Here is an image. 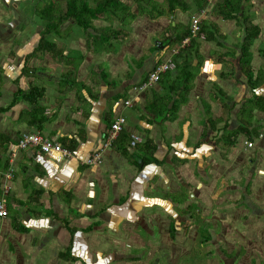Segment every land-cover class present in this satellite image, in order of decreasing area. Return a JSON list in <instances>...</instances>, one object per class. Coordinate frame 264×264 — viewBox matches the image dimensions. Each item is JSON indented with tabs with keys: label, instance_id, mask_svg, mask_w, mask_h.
<instances>
[{
	"label": "crops",
	"instance_id": "crops-1",
	"mask_svg": "<svg viewBox=\"0 0 264 264\" xmlns=\"http://www.w3.org/2000/svg\"><path fill=\"white\" fill-rule=\"evenodd\" d=\"M21 1L0 0V12L4 11L2 6L18 10ZM215 3L209 0L207 11ZM248 3L250 8L252 4L251 12H256L253 0L245 2L242 7H247ZM19 13L21 14L20 11ZM262 15L264 17V13ZM14 17V23H17L19 15ZM215 17L218 16L210 14L207 19L219 27L214 21ZM240 19L242 20L241 17ZM244 19L258 27V35L251 45L258 50L254 54V48L250 49L251 65L255 61L254 55L259 57L256 67L252 65L256 71L258 67H264V19ZM223 20L228 24L235 22L232 19ZM2 21L0 20V134L6 141L0 143V197L4 200L7 215L0 216V264L145 262L144 256L149 257L150 254L149 246L157 241L151 242L146 237L153 232L150 230L162 228V220H168V215L171 218L169 226L171 220L177 223L173 214L182 213L184 209L182 203L173 202L167 194L184 189L187 199L192 201L189 204L197 203L200 195L207 191L210 178L228 181L229 169L233 165H242V161L237 156H232V152L227 156V162H219L216 152L220 150L215 149L212 133L210 136L200 135L205 118L201 99H209V91L214 82L236 101L250 95L238 65L240 49L236 44L242 36V30L239 28L235 35L228 37L232 26L227 25L228 29L224 31L218 28V41L200 40L198 51L204 61L188 93L187 101L180 106L175 119L163 120L152 111L145 110L147 94L151 95L152 90L157 91L159 84L155 82L143 90L138 87L157 61L171 57V49L162 57L157 52H153L155 55L148 53L147 56L154 55L149 69L138 72L136 70L140 68V62L135 64L134 70H130L133 66L127 60L130 46L124 45L121 38L111 40L112 51L95 53L86 50L83 39H76V46H72V42L67 45L65 40L72 34L65 38L56 37L63 55L83 54L80 65L73 68L58 61L61 60L60 57H54L47 51L30 56L40 37V31L31 30V34L27 32L19 37L15 26L7 29ZM35 26L39 28L37 24ZM232 38L237 39L233 41ZM205 42L213 43V46L220 42L218 46L221 49L213 47V50L208 51L207 58L201 52L202 46L207 44ZM225 46H229L230 51L220 58L221 52L229 50ZM233 48L231 56L229 53ZM152 51L153 49H148L147 52ZM105 54L112 56V60L115 59L116 62L123 60L124 68L129 71H122L108 79V73L102 70V82L93 83L85 74L95 68L87 63L90 58L101 59ZM47 57L52 61L47 60ZM231 69L234 73L228 76ZM67 71L71 75L65 82L63 73ZM234 77H243L242 85ZM32 87L42 88L43 93L36 99H29L20 93H29ZM256 92L264 96V84ZM220 100L218 98L212 103L213 117L221 115V110L217 111L219 109L216 107ZM125 101L130 104L126 105ZM241 102L242 100L233 107V115L230 116L233 119L227 118L228 128L235 126L234 118ZM255 115L260 126L256 132L261 130L262 133L264 111L257 110ZM117 116H124L126 121L111 146L105 148L103 161L93 165L86 164L87 157L101 148L106 130ZM195 120L199 122L196 123ZM223 123L224 120L216 128L220 129ZM232 123L234 124L230 126ZM31 131H39L62 146L69 147L73 156L65 157L55 151L44 153L32 146L19 149L18 138L22 133ZM131 134L141 137V141L133 147L129 145ZM126 135L127 138H123ZM238 137H242V134ZM200 138L203 141L201 145L198 144ZM122 146L131 156L122 153ZM12 152L15 153L13 158ZM252 156L255 158L252 170L254 178L257 183H264V141L257 144ZM214 161L224 167L226 178L222 179V175L216 172L212 166ZM226 163L227 167L224 166ZM8 166L13 168V175L6 182L10 186L8 193L2 194V173ZM247 177L245 187L249 183ZM260 194L264 200V193ZM247 207L257 212V215L259 212L264 215V201ZM195 210L199 212V207ZM194 225L196 224L193 223ZM159 235L163 236L160 240L167 239L163 231ZM258 245L259 249L255 248L254 251L261 253L264 245ZM257 255L259 256L258 253ZM261 256L264 258V255ZM261 256L259 264L264 263ZM242 260H246L244 264H253L248 255L242 256Z\"/></svg>",
	"mask_w": 264,
	"mask_h": 264
},
{
	"label": "rangeland",
	"instance_id": "rangeland-1",
	"mask_svg": "<svg viewBox=\"0 0 264 264\" xmlns=\"http://www.w3.org/2000/svg\"><path fill=\"white\" fill-rule=\"evenodd\" d=\"M33 1L35 0H22L18 6V10L11 7L6 8V6H2L4 11L0 12V20H4L2 22H4V25H7V29L10 26H15V29H17L19 32V37H23L27 32L31 34V30H39L41 33L44 29L42 26L41 16L34 14L32 11L33 4L31 3H34ZM125 1H127L133 9H135L132 0ZM88 2L92 4L94 0H88ZM213 2H219V0H213ZM253 2L256 12H251L252 4L251 8L249 3L246 4L247 7H242V14L240 15L242 20L247 17L249 20L264 19L262 15V13H264V2L260 0H253ZM40 4L43 5V2ZM19 11L22 15L19 13ZM210 13V10L207 11L204 9V13L202 14L201 12H196L195 9L191 8L185 12L176 10L172 17H158L153 20L141 15L127 25L118 24L119 27H123L124 31L117 38L123 39L124 45L127 47L130 46L129 51H127L130 53V56H128L127 60L129 59L131 61L130 63H133V66H131L130 70H134L135 64L138 62H140V68H138L136 71L141 72L142 70L149 69L151 61L156 54L153 52L159 53V55L162 57L168 52V49H171V47L165 43L163 37L167 30L170 29L172 22L178 25V28L175 30L178 32L182 29V27L190 23L192 18L198 17V15H200V20H203L207 18V16H210L208 15ZM17 14L19 15V19L17 23H14V16ZM108 21L113 23L115 20L111 19ZM214 21L218 23V28H220L222 31L226 30V28L228 29L227 25H229V27L232 26L231 30L232 28L233 30L228 32V37L235 35L239 28L243 30V27L237 25L235 22H229L228 24V22L223 20L221 17H215ZM34 24H37L39 28ZM93 24L95 26H99L108 24V22L94 20ZM114 24L116 23L114 22ZM72 27L73 33L70 38L68 37L65 40V43L68 45L70 42H72V46H76V39L81 41V39L84 40L85 38L83 35V29L80 26L73 23ZM125 35L127 38H123ZM232 39L235 41L237 38ZM226 40L229 41V39ZM205 43L207 44L202 46L203 50L201 52L203 55L207 56V58H209L208 51L213 50V47L221 49L218 44H215L217 46L216 47L215 45L213 46V43ZM155 46L159 48L154 49ZM252 47L254 48V46H251V50H253ZM148 49L154 50L152 52H147ZM257 50V47L254 48V54L257 52ZM148 53H153L154 55L150 54L147 56ZM254 57L255 61L252 65L253 67H256L257 62H259V57L258 55H254ZM99 58L100 57L90 58V61L87 63L91 64L92 68H95L88 71L89 73L85 74V76L93 83L102 82L100 76V71L102 70L108 73V79H111L113 75L119 74L122 71H129L128 69L124 68L125 65L123 63L125 62L123 60L121 61L122 63L116 62L115 59L112 60V56H109V54H105L101 59ZM47 60L52 61V59L49 57H47ZM58 61L64 62L62 59H59ZM94 64H97L98 66L95 67ZM234 80H238L242 85L243 77H239L238 79L234 77ZM233 87L236 88L235 86ZM189 98L191 99V95ZM241 100L242 99H240V101ZM240 101L235 100L234 103H238ZM219 103L216 105V107L219 109L217 111L221 110L220 116L226 120H228L227 118L233 119V117H230L233 115V108H231L230 105L231 103L227 106H225L222 102L220 103L221 105H219ZM229 108H231V110H229ZM255 117L256 115L254 118ZM195 122L198 123L199 120H195ZM233 124L234 123L230 124V126ZM258 126V121L255 120L253 127H255L257 130ZM258 132L259 131H257V135L253 137V141H251L252 144H249V142L245 143L246 137L244 135L242 137H238L236 144L232 147L223 146L225 145L224 143L222 145L221 142L218 143L213 140L215 142V149L220 150L218 153L215 151L216 156L219 159L218 161L227 162V156H229V154L232 152V156L235 155L239 158V161H242V165L240 166L241 168L235 167L233 165L228 171V173H230V179L225 182H222L221 179L215 181L214 178H210L209 181L211 183L207 186V191L200 195L197 203L194 202L195 209L199 207V212L195 210V214H193L189 210H184L182 213L173 214V216H175L177 219V223H175V221L173 222V225L175 226L173 237L169 233V221L171 219L170 215H168V220H162V228L150 230L153 232H150L146 237L149 238L151 242L154 240L157 241L154 245L151 243L152 246H149V257L144 256L143 253L141 254L145 257L142 258L146 260L145 262H140L141 264H244L246 260H242V256L245 255L250 256L251 262L253 261V264H259V256L264 255V250L261 253L254 250L255 248L256 250L259 249L258 244L264 245V215L260 212L257 215V212H254L253 209L251 210L247 207H252V205L255 203L264 201L260 194L264 193V183L263 181H259V183H257L254 178V171H252L254 170L255 165V158L252 156V153L255 151V147L257 148V144H261L264 141V138H262L264 136L263 130L262 133L261 130L259 134ZM169 142H171V140H169ZM104 150L102 152L101 162L104 159ZM214 162L215 164L212 166H214L216 172L222 175V179L226 178L224 167H222L219 162ZM228 163L231 164V162ZM228 163H226L224 166L227 167ZM191 171H188V173ZM246 177L247 179L249 178V183H247V186L245 187ZM257 193L260 197L257 195ZM190 201L191 200L189 199L185 200L182 203V208L186 209V205L192 202ZM193 223L196 225L193 226ZM203 226L207 229L205 234L209 236L208 240L202 239ZM162 231L167 237V239H164V241L160 240L163 237L162 235H159L162 234ZM246 240L252 243H249ZM248 253H250V255ZM261 258L263 257L261 256ZM261 264L264 263L262 262Z\"/></svg>",
	"mask_w": 264,
	"mask_h": 264
},
{
	"label": "trees",
	"instance_id": "trees-1",
	"mask_svg": "<svg viewBox=\"0 0 264 264\" xmlns=\"http://www.w3.org/2000/svg\"><path fill=\"white\" fill-rule=\"evenodd\" d=\"M132 1L135 9L125 0H94L92 4H90L88 0H35L32 11L34 14L41 16L44 29L40 33L37 44L33 47L30 56L47 51L50 52L52 56L54 55V57H60L71 67L77 68L84 58L83 54L68 53L65 56L63 55V49L55 40L56 37L57 39L65 38L69 34H72L73 23L83 29L87 51L108 53L113 50L111 40L119 37L124 31L123 27H119L118 24L127 25L141 15L154 20L158 17H171L176 10L185 12L193 8L197 12H200L203 9L207 10L206 6H208L209 2V0ZM42 2L43 5L40 4ZM245 2H249V0H222L221 2L213 4L209 9L211 12L210 14L223 19H232L237 24L240 23V26L242 25L243 27V30L241 29L242 36L236 44L240 49L238 65L245 77L246 87L250 90V95L243 97L242 102L239 103V110L234 118L236 121L235 126L228 128L229 120L224 119L220 115L213 117L212 103L218 98L221 99L220 103H224L225 106L230 103L231 108L238 105V103H234L235 100L233 97L226 93L217 83L214 82L211 85L209 99H201L205 118L202 121L200 135L210 136L212 133L215 142H221L222 145L224 143L225 145L223 146L227 147H232L236 144V139L239 134H242V136L244 135L246 139L252 141L253 137L257 135L256 128L253 127L255 121L254 112L257 110L264 111V96L256 92V89L264 84V67L260 66L255 71L251 65L252 57L250 47L258 35V27L250 21L240 19L242 5ZM69 19H73L74 22L68 23ZM111 19H114L116 24L108 21ZM94 20L107 21L108 24L95 26L93 24ZM65 23L67 24L64 25ZM177 28L178 25H171L170 29L167 30L163 37V40L169 47H175L170 50V52L175 50V52L171 53L170 57L172 68H168L164 72H161L157 81L160 88L157 91L152 90L151 95L150 93H146L145 110L152 111L155 113L156 117H161L163 120L175 119L180 106L187 101L188 93L193 87L195 77L199 73L204 61L203 56L198 51L201 35L203 34V40L218 41V27L207 18L200 20L199 31L195 35L191 34L190 23L182 27L180 31L175 32ZM186 37H188L189 40L182 46L181 42ZM217 44L220 45L221 43L217 42ZM158 48L159 47L155 46L154 49ZM224 48L229 50L221 52V54H219L220 58L228 55L230 51L229 46H225ZM233 51L234 48L229 55L231 54V56H233ZM161 63L162 61H157L153 68ZM233 73L234 71L231 69L228 72V76ZM70 75L71 72L69 71L63 73L65 82L69 80ZM146 79L147 75L141 82ZM20 93L29 99H36L38 95L43 93V90L42 88L32 87L29 93ZM223 120L224 123L221 128H216V125ZM127 136L128 135L123 136V138H127ZM3 141L6 140L3 135L0 134V143ZM202 142V138H200L198 144L201 145ZM120 149L124 155L131 156V153H129L125 147L122 146ZM167 197L176 203H183L187 200V194L184 189L181 192L175 191L173 193H168ZM184 210H189L195 214V205L189 204L186 206V209H182V211ZM171 221L169 233L173 237L175 227L173 225V220ZM202 231V239L208 240L209 236L205 234L207 232L206 227L203 226Z\"/></svg>",
	"mask_w": 264,
	"mask_h": 264
},
{
	"label": "built area",
	"instance_id": "built-area-1",
	"mask_svg": "<svg viewBox=\"0 0 264 264\" xmlns=\"http://www.w3.org/2000/svg\"><path fill=\"white\" fill-rule=\"evenodd\" d=\"M202 14L204 13V9L200 11ZM201 14V15H202ZM200 15L198 17L192 18L190 22V30L191 34L195 35L199 31V23H200ZM189 40L188 37L183 39L181 42V45L183 46L185 43H187ZM172 52H175L172 51ZM172 68V64L170 62V58H168L166 61L162 62L159 65H156L152 71L148 74L147 79L140 84L138 87L140 90L145 89L148 85L153 84L158 81L159 76L161 72H164L166 69ZM126 105L130 104L129 101L124 102ZM125 117L124 116H117L110 124L109 128L106 130V134L104 136V139L102 141L101 148H98L94 152H92L87 159L85 160L86 164L93 165L101 162L102 158V152L105 148L111 146L113 139L116 137V135L123 129V125L125 123ZM141 141V137L138 134H131L129 145L131 147L135 146L138 142ZM249 142V144H252L251 140L245 139V143ZM37 147L41 152H50L55 151L60 153L62 156L65 157H72L73 152L62 146L59 142L55 140H51L46 135L41 134L39 131H31V132H24L20 135V137L17 140V147L19 149H25L27 147ZM15 155L14 152L11 153V158H13ZM13 175V168L11 166H8L7 169H5L2 173L3 177V186H2V194H7L9 191L10 186L6 183L8 179L11 178ZM7 215V209L4 203V200L2 197H0V216L4 217Z\"/></svg>",
	"mask_w": 264,
	"mask_h": 264
},
{
	"label": "clouds",
	"instance_id": "clouds-1",
	"mask_svg": "<svg viewBox=\"0 0 264 264\" xmlns=\"http://www.w3.org/2000/svg\"><path fill=\"white\" fill-rule=\"evenodd\" d=\"M150 72H151V70H150ZM150 72H149V73H150ZM149 73H148V74H149ZM147 76H148V75H147ZM143 82H144V81H143ZM139 86H140V85H139Z\"/></svg>",
	"mask_w": 264,
	"mask_h": 264
}]
</instances>
